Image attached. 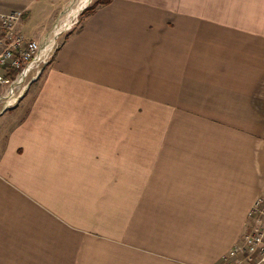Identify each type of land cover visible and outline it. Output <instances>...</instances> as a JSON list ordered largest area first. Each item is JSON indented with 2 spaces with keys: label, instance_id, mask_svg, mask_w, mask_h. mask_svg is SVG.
Returning <instances> with one entry per match:
<instances>
[{
  "label": "crops",
  "instance_id": "0c3cea01",
  "mask_svg": "<svg viewBox=\"0 0 264 264\" xmlns=\"http://www.w3.org/2000/svg\"><path fill=\"white\" fill-rule=\"evenodd\" d=\"M79 1L0 11L41 42ZM91 2L0 116V264H221L264 193V0Z\"/></svg>",
  "mask_w": 264,
  "mask_h": 264
},
{
  "label": "built area",
  "instance_id": "2783aa9c",
  "mask_svg": "<svg viewBox=\"0 0 264 264\" xmlns=\"http://www.w3.org/2000/svg\"><path fill=\"white\" fill-rule=\"evenodd\" d=\"M25 12L0 11V116L6 112L4 104L13 108L20 102L52 58L54 34L36 42L18 33ZM221 264H264V193L251 205L243 234Z\"/></svg>",
  "mask_w": 264,
  "mask_h": 264
},
{
  "label": "rangeland",
  "instance_id": "374dc122",
  "mask_svg": "<svg viewBox=\"0 0 264 264\" xmlns=\"http://www.w3.org/2000/svg\"><path fill=\"white\" fill-rule=\"evenodd\" d=\"M89 1L90 0H80L79 3L73 9H70L66 13L67 15H66V19L64 21V24L63 25H60L59 28H57L56 30H54L55 32H54V36L53 37H54V40L55 39L56 40H55V43L53 44V47H52L51 57L54 55L56 49L59 47L60 43L63 41L64 36L67 33H69L70 31H72L75 27H77L80 24L82 18L80 17L81 14L78 16V13L89 3ZM95 1H97V0H92V2L90 3V5H92ZM71 14L73 16H71ZM63 18H65V16ZM36 25L37 24H30V25L25 24L23 26V28H22L23 29V32L26 35H28L30 38H32L40 30V29H38L36 27ZM65 25H67V27ZM57 36H58V38H56ZM48 37H49V35H48ZM32 84H34V82ZM31 85L29 86V88L31 87ZM29 88H28V90H29ZM27 91L25 92L23 98L27 94ZM8 109H12V105L7 108V111H8ZM11 113L12 112H7L6 115H5V117L8 116V115H11Z\"/></svg>",
  "mask_w": 264,
  "mask_h": 264
},
{
  "label": "trees",
  "instance_id": "16d2710c",
  "mask_svg": "<svg viewBox=\"0 0 264 264\" xmlns=\"http://www.w3.org/2000/svg\"><path fill=\"white\" fill-rule=\"evenodd\" d=\"M112 0H97L92 5H89L85 11L83 12L84 15L90 14L93 10H95L97 7L106 5L110 3Z\"/></svg>",
  "mask_w": 264,
  "mask_h": 264
},
{
  "label": "bare ground",
  "instance_id": "6f19581e",
  "mask_svg": "<svg viewBox=\"0 0 264 264\" xmlns=\"http://www.w3.org/2000/svg\"><path fill=\"white\" fill-rule=\"evenodd\" d=\"M71 16H73L72 14H71ZM66 27H67V25H65ZM54 37L52 38V44H54ZM12 104H4V111H6L7 110V108L8 107H10Z\"/></svg>",
  "mask_w": 264,
  "mask_h": 264
}]
</instances>
